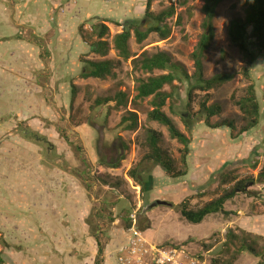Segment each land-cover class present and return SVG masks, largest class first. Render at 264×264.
I'll return each instance as SVG.
<instances>
[{"label":"rangeland","instance_id":"1","mask_svg":"<svg viewBox=\"0 0 264 264\" xmlns=\"http://www.w3.org/2000/svg\"><path fill=\"white\" fill-rule=\"evenodd\" d=\"M115 1H120L121 10L114 9V4L108 9V4ZM182 1L184 4L180 5ZM51 2V0H0V38L8 40L19 36L18 38L22 37L27 42L41 45L48 53L42 58L45 60L42 66L30 69L33 77L24 76L18 68V59L16 61V57L12 54L18 51L6 47L9 41L0 43V76L6 75L0 83V97H5L6 91L10 90L7 86L15 84L12 80H19L29 95L35 93L34 81L39 80L38 74L43 76L46 86L41 93H36L33 100L27 98L19 89L21 100L29 106V109L24 110L22 114L12 110L11 103L15 98L12 90L4 103L0 101V117L6 114L16 116V119H12L9 123L10 126L0 127L2 130L0 140H8L9 145L12 144L11 148L14 145L20 147L15 153V149L12 151L0 146V234L6 237L8 242L20 246V250L0 247L4 264H83L87 254L92 253L89 247L91 237L87 220L101 207L102 201L117 202L115 208L111 209L116 220L106 227L104 223L96 228L98 231L102 228L108 237V253L112 248L114 251L118 250L124 233L123 218L132 214L138 206L141 208L143 203L156 200L171 203L173 207L157 206L143 215L141 225L149 223V227L143 230V236L150 244L164 248H181L186 258L198 259L197 264L202 262L225 264L231 260H234L233 264H257L260 258L254 257L247 251L237 255L241 240L232 239V234L238 238H242L243 233L245 236L249 234L252 238L250 242L258 236L259 240H255L256 249L264 250V181L258 178L260 171L264 169V115L256 128L246 135L235 136L234 140L230 138L228 129L210 130L203 124L194 126L193 132L189 135L180 120V114L184 112L183 103L188 87V83L181 78L174 82V89L164 88L166 92L175 91L174 109L177 114L169 111V104L163 110L174 121L177 129L191 140L190 152L187 156V176L171 181L163 170L152 162H141L142 157L147 153L144 148L146 137L150 131H155L162 134L161 148L174 160L175 168L179 171L184 169L180 162L182 146L169 138L165 127L147 119V112L151 110L148 105L149 100L131 105L136 95L135 87L138 80L146 79L148 75L132 72L130 62L134 56L139 57L143 52L150 55L165 52L174 64L181 66L183 71L191 76L194 69L190 56L203 33L204 0L153 2L151 10L154 13L170 6L175 8L174 18L166 21L171 27L169 38L159 41L157 34H150L143 43L137 44L132 37L129 40V49L133 57L126 62L120 61L116 52L110 50L107 59L120 61L114 71L115 80L74 81L73 84L79 87V93L73 104L72 113L68 103L69 79L76 77L81 69L78 62L80 57L76 51L81 48V56L88 54V48L85 49L86 43L82 42L80 45L78 27L83 24L84 32L90 33L92 27L98 23L96 18L108 20L105 18L110 16L112 20L119 22L131 14L141 18L144 12V0H54L56 4H61L62 9L67 10L63 24L58 22L56 16L61 9L54 8ZM244 3L245 0H225L216 8L213 20L214 38L203 61L205 79L222 73L235 75L230 83L209 92L210 101L207 105L217 103L222 108L219 117L211 118V124L225 119L234 120L237 130L243 126V123L241 114L231 98L234 97L235 101L239 100L244 95L246 87L252 83L261 105V112L264 113V60L259 58L255 61L250 69L251 80H246L241 74L246 63L228 38L230 22L235 18L244 17ZM85 15L88 18L92 17L87 20L83 18ZM177 17L181 18L179 26L175 25ZM60 24L62 27H59ZM106 25L109 28L107 42L111 46L112 38L120 33L121 29L108 23ZM151 25V20H147L142 24V28L145 30ZM39 52L38 49L34 55L35 61ZM23 54L25 52L20 57L25 61L28 60V55ZM75 54L76 57H73ZM49 57H53L54 60L52 72L46 62ZM88 59L99 58L89 55ZM162 73L154 72L153 76ZM13 89L17 90V86H13ZM86 91L91 94V100L85 99ZM118 92L126 95V104L120 111H112L108 117L106 116L108 108L114 105L113 102L91 109L96 97L114 96ZM65 94H68V100L63 97L66 96ZM195 94L197 97L191 106L192 113L198 111L197 102L204 95L199 91ZM76 112H79V116L86 122L91 118L93 121L106 123L108 127L113 128L111 129L115 134L113 138L121 134V141L128 149L118 170L109 172L105 165L100 166L94 151L95 143L91 142L94 136H85L82 133L84 127L81 126L80 130L77 127L73 131L74 124L69 122V119ZM128 112L137 113L138 129L135 132H122L117 129L121 116L127 115ZM48 121L55 124L63 123L62 126L69 128V131L72 129L73 136L79 134L81 139L77 141L82 143V154L93 167V176H103L108 180L106 185L100 182L94 183L93 193L86 192L83 188L84 194L88 195L87 198L84 196L87 202L81 196L79 185H72L70 179V172L79 173L83 165L69 145L60 146L59 143L60 147L58 146L59 139L54 132L55 127L47 126ZM48 129L50 134L55 136L52 139L50 137V141L41 134ZM236 134L237 131L234 135ZM254 162H257L255 169L252 167ZM133 168L138 171L139 180L152 179L148 194L139 193L141 186L129 177L128 172ZM229 170H233L238 179H253V183L247 184L245 194H239L225 204L223 210L230 214L219 212L208 215L199 224H191L184 220L177 206L191 197L187 207L197 210L219 196L222 189L218 191L216 189L217 174ZM41 177L44 179L41 180ZM116 180L120 181L118 189H114L110 184ZM157 180L160 184L156 186ZM168 180L171 182L168 183ZM40 185H43L41 190ZM202 193L207 195L198 196ZM52 201L55 203L52 204ZM70 201H73L75 206L73 211L71 205H66V202ZM78 208L84 211L83 220L77 212ZM250 220H254L253 226L254 228L256 226L261 234L253 231L249 233L244 229L243 225L245 228L249 226ZM219 245H222V249L214 257H209L208 253ZM105 253L104 264H113L106 251Z\"/></svg>","mask_w":264,"mask_h":264},{"label":"trees","instance_id":"2","mask_svg":"<svg viewBox=\"0 0 264 264\" xmlns=\"http://www.w3.org/2000/svg\"><path fill=\"white\" fill-rule=\"evenodd\" d=\"M156 1L158 0H144V12L141 18H136L132 14L129 15L131 17L128 16L126 19L122 20V22L112 20L110 16H107L105 18L108 20L96 18V21H98V23L92 27L90 33L84 32L83 24L78 27L77 31L80 37V45L82 44V42L86 43L87 46L85 47V49L88 48V54L85 56H81V48L76 51L80 57L78 62L81 65V69L76 77L69 79V100L68 94H65L66 96L63 95V97L68 100L71 113L73 104L79 93V87L73 84L74 81H76L77 79H97L101 81H105L107 79L115 80L116 74L114 71L119 66V62H126L133 57L129 49V40L132 37L137 44L143 43L150 34H157L159 41H165L169 38L171 34V27L166 24V21L174 18L175 8L174 6H170L165 10L154 13L151 9L153 2ZM224 1L225 0H204V5L202 7V13L204 15V19L202 22L203 33L201 34L195 46V49L190 56L193 62L194 69V72L191 76H188L183 71L181 66L174 64L171 61L170 56L165 52H156L151 55L143 52L139 57L134 56L130 62L132 72L148 75L146 79L138 80V84L135 87L136 95L131 101V105H138L145 100H149L148 105L151 110L147 112V119L150 122H155L165 127L168 132L169 138L178 142L182 146V149L180 150V162L184 169L182 171H179L175 168L174 160L170 157L169 153L166 150H163L161 148L162 134L155 131H150L148 136L146 137L144 148L147 150V153L142 157L141 162H152L155 166L163 170L164 174L168 179H171V181L179 180L187 176V156L190 152L191 140L177 129L174 121L163 110L166 105L169 104V111L175 115L177 114V111H175L174 109L175 91L166 92L164 89L165 87H172V89H174V82L177 80H181V78L188 83L186 98L185 102L183 103L184 112L180 114V120L184 125L186 133L189 135L193 132L192 130L194 126L203 124L210 130H217L221 128L228 129L230 131V138L234 140L236 139L235 136L238 137L246 135L250 130L256 128L259 125L262 116L264 115V113L262 114L261 112V105L259 103V100L257 99L255 86L252 83L246 87L244 95L239 100L235 101L234 97L231 98L234 105L238 108L241 114V121L243 123V126L239 130H237L236 122L234 120L225 119L216 124L210 123L211 118L219 117L221 115L222 108L217 103L207 105L210 101L209 92L212 90H218L224 85L230 83L235 76L234 74L222 73L216 74L209 79H205L203 75V61L214 38L213 20L215 18L216 8ZM113 4L114 9L121 10L120 1H115L114 3L108 4V9H111L110 7ZM179 4L183 5L184 1L180 2ZM91 17L86 19L88 20ZM147 20H151L152 25L144 30L142 28V24ZM106 23L121 29L120 33L116 34L112 38L111 46L107 42V39L109 38V28ZM180 24L181 18L177 17L175 25L179 26ZM18 37H15L14 39H18ZM228 38L231 45L239 51L246 63V66L242 69L241 74L246 80H251L250 69L253 67L255 61L259 58L264 60V0H245L244 17L243 19L235 18L230 22L228 27ZM14 39L6 40L0 38V43L11 41ZM19 39L24 38L20 37ZM34 45H36L40 50L39 55H37L36 59L43 64L45 60H42V58L44 57V55H48L47 50L41 45ZM110 50H114L116 52L117 57L120 59V61L107 59ZM89 55H94L99 59H88ZM73 57H76V54L73 55ZM154 72L163 73L157 76H153ZM5 76L6 75L1 74L0 83L4 80ZM38 76V85L42 89H45V79H43V76L40 74H38ZM14 82L15 84L7 86L10 87V90L6 91V94L4 95L5 97H0V101L4 103L8 99L7 96H9L12 90L15 97L14 102L11 103V106L13 107L12 110L13 112L22 114L24 112V102L21 100L22 96L19 94V89L23 93L26 92V89L21 85V83L18 82V80H14ZM13 86H17V90L13 89ZM197 91L203 93L204 95L197 102L199 108L198 111L192 113L191 106L195 103V99L197 97V94H195V92ZM90 95L91 94L86 91L85 99L87 101L91 100ZM112 102L114 103V105L108 108V111L106 112L107 117L109 116L110 112L120 111L121 108L125 106L126 95L123 92H118L114 96L96 97L93 101L91 109L105 106ZM12 119H16V116L12 114L1 116L0 127L5 128L7 126H10L9 123ZM69 122L74 124L75 126H73V128H75L80 124L86 122V120L82 119L81 116H79V112H76L72 116H70ZM62 124L63 123L55 124L49 121L46 122L47 126L55 127L54 132L57 133L56 135L59 139L58 146L59 143L60 146L61 144H66L67 146L69 145L75 152V155L81 161L83 167L79 173L74 172V176L81 181L85 190H87L89 193H93L92 186L94 183L100 182L106 185L108 180H106L103 176H93V167L89 165L87 159L82 155V148L80 147L79 142L73 136L72 129L71 131H69V128L62 126ZM117 129L121 130L122 132H135L138 129L137 113L128 112L127 115L121 116L120 121L117 125ZM1 131L2 130L0 129V133ZM236 131L237 134L234 135ZM41 134L47 137V141H50V137L51 139L54 138L53 134H50V129ZM30 141L33 142L32 140ZM9 143L10 142L6 139L0 140V146L3 149H9L12 151L15 149V153L18 152V148L20 147L14 145L13 148H11L12 144L9 145ZM29 144L28 146H30ZM122 148L124 150L128 149L124 144H122ZM124 159L125 157L121 156L119 161H117L116 163H112L106 167L117 169L120 166L121 161H123ZM3 163L7 162L3 161ZM256 164L257 162L253 163V169L256 168ZM128 175L130 178L136 180L142 187V184L137 177L138 171L136 170V168L130 169ZM258 178L264 181V169L260 171ZM216 180L217 191L219 189H222V192L219 196L214 197L197 210H191L187 207L189 201L192 199L191 197L187 198L177 206V209L184 220L191 224H199L208 215L216 214L219 212H222L225 215H229L230 213H227L223 210L225 204L229 201H232L237 195L245 194L247 184L253 183V179H238V176L233 170L222 171L218 173ZM171 181L168 180L167 182L170 183ZM110 184L114 189H118L120 187L119 180L111 182ZM142 191L143 193H145V190L143 188ZM205 195L207 194L202 193L198 196L203 197ZM116 203L117 202L108 203L106 201H102L101 207L93 214H91L89 220H87V224L90 230V237H92V239L95 241L97 247L93 264H102L103 251L106 245H108L107 243L109 241L108 237L102 231V228L98 231L96 226H100L106 223V225L104 226L106 227L107 225L113 224L115 222L116 219L115 217H113L111 209L115 208ZM121 211L124 212L122 209ZM129 216L130 214L128 215V217L123 218L124 231L131 226ZM142 217L143 216L140 215L139 210V212L137 213V224L138 228L143 231L144 229L149 227V223L146 222L144 225H141ZM5 238L6 237L0 234V247L20 250V246L8 242ZM102 239H104V241H102ZM232 239L241 240V245L237 250V255L247 251L254 257L260 258L257 264H264V250L258 251L256 249L255 240H259L258 236L255 237V240L251 242L249 241L250 239H252L251 236L249 234L248 236H245L244 233L242 238H238L237 236L232 234ZM210 249H208V251H210ZM233 261L231 260L225 264H233ZM4 263L5 260L2 256V253L0 252V264Z\"/></svg>","mask_w":264,"mask_h":264},{"label":"crops","instance_id":"3","mask_svg":"<svg viewBox=\"0 0 264 264\" xmlns=\"http://www.w3.org/2000/svg\"><path fill=\"white\" fill-rule=\"evenodd\" d=\"M36 1V0H35ZM52 2H51V4H52V6L54 7V8H59V9H61V12H59L58 14H56V16H57V20H58V22L59 23H62L63 22V19H65L66 18V16H67V10L65 9H62L61 7H60V5H59V3L58 4H56V2H54V0H51ZM51 4H49V5H51ZM67 7V9H68V5L66 6ZM28 9V8H27ZM38 11V10H37ZM56 11V10H55ZM39 12V11H38ZM83 18H88V16L87 15H85V17H83ZM82 19H80V21H81ZM63 24V23H62ZM62 24H60V26L59 27H62L61 25ZM60 32H61V30L60 29H58ZM16 40V41H15ZM58 42H56V44H57ZM9 45H7L6 47L8 48V49H10V50H15V51H18L17 53H12V54H14V56L16 57V61H17V59H18V62H17V64H18V68L20 69V71H21V73L25 76V75H28V76H30V77H33V74H31V68L32 67H36V69L38 68V67H40V65L42 66V63H40V61L38 62L37 60V62L35 61V53H36V51L38 50L37 49V46L36 45H34V44H32V43H30V42H27V41H25L24 39H14V40H11V41H9V43H8ZM55 44V45H56ZM1 45V44H0ZM25 52V54H23V55H28V60H23L20 56H22V53H24ZM29 54H33V56H29ZM14 59V58H13ZM48 60L46 61L47 62V64H48V66H49V69H50V71L52 72V69H53V67H52V62H54V60H53V57H49V58H47ZM26 62H30L29 64H25ZM34 72V71H33ZM13 73V72H12ZM24 73H26V74H24ZM52 77H54V75L52 76ZM87 80H89V79H87ZM13 82H14V80H12ZM19 81V80H18ZM37 82V83H36ZM19 83H20V81H19ZM34 83H35V93L34 94H32V95H29V94H27L26 92H24V95L27 97V98H30V99H32L33 100V98L35 97V95H36V93H41V91H42V88L38 85L39 84V81H37V80H35L34 81ZM46 87V86H45ZM25 91V90H24ZM27 109H29V106H27L26 104H24V110H27ZM41 135V134H40ZM54 138H55V136H53ZM31 158H32V156H31ZM31 158H29L30 160H31ZM28 159V158H27ZM97 162V161H96ZM92 164H93V162H91ZM98 165V164H97ZM106 166H108V165H105V167ZM115 170H118V169H112V168H108V171L109 172H114ZM48 173H50V172H48ZM46 174H47V172H46ZM70 174H71V183H72V185L74 184V185H79V187L81 188V191L83 190V185H82V183H81V181L78 179V178H76L75 176H74V172H70ZM44 175V174H43ZM44 178L43 177H41V180H43ZM78 181H79V183L80 184H78ZM43 185H40L39 187H40V190L43 188L42 187ZM109 186V185H108ZM85 189V188H84ZM86 192H87V190H85ZM46 194V193H45ZM47 195V194H46ZM81 196H82V198L84 199V196L87 198V196L84 194V192L82 191V194H81ZM85 200V199H84ZM85 202H87L86 200H85ZM52 204H54L55 202L54 201H52L51 202ZM66 205L68 206V205H71V208H72V211L74 210V208H75V206H74V203H73V201H70V202H66ZM86 206H88V205H86ZM55 210L57 209V207H55L54 208ZM88 209V208H87ZM77 212L78 213H80V217H81V220H83L84 219V211L82 210H80V208H78V210H77ZM79 217V218H80ZM253 221L254 220H250V222H249V226H247L246 228H245V225H243V224H241V225H243L244 226V229L247 231V232H251V231H253V232H255V233H259V234H261L260 232H258V230L256 229V226H255V228H254V226L253 225H255L254 223H253ZM247 222V221H246ZM245 223V222H244ZM83 224V223H82ZM84 225V224H83ZM246 232V233H247ZM90 241V242H89ZM89 241L87 240V242H89V247H90V251H92V253H89V254H87V257L85 258V261H83V264H93L94 263V258H95V254H96V244H95V242L93 241V239H92V237L91 238H89ZM117 243H119V242H117ZM121 244V243H120ZM122 245H123V243H122ZM122 245H120V247L122 246ZM119 247V248H120ZM105 251L107 252V254H108V257L112 260V263L113 264H115V262H114V258H113V255H114V252H116V250L114 251L113 250V248H112V250H110L109 251V253H108V246L106 245V247L104 248V251H103V262H102V264H104L105 263V259H106V253H105ZM245 254V253H244ZM247 254V253H246ZM82 264V263H81Z\"/></svg>","mask_w":264,"mask_h":264},{"label":"built area","instance_id":"4","mask_svg":"<svg viewBox=\"0 0 264 264\" xmlns=\"http://www.w3.org/2000/svg\"><path fill=\"white\" fill-rule=\"evenodd\" d=\"M139 209L140 206L129 216L131 226L124 231L126 239L116 253L115 264H197L198 259L186 258L181 248L150 244L143 236V231L138 228Z\"/></svg>","mask_w":264,"mask_h":264},{"label":"flooded vegetation","instance_id":"5","mask_svg":"<svg viewBox=\"0 0 264 264\" xmlns=\"http://www.w3.org/2000/svg\"><path fill=\"white\" fill-rule=\"evenodd\" d=\"M73 126H75V125H72V128H73ZM81 126L85 128V130L82 132L85 136H87V137L94 136V138L91 140V142L94 141V143H95L94 151H95L96 157L98 158V162H99L100 166L110 165L112 163H116L117 160L120 159L121 156L126 157L127 150H124L122 148V144L125 145V143L121 141L122 140L121 134H118V135H116V137L113 138V136L115 135L113 132H111V129H113V128L108 127V125L106 123H99L97 121H93L91 118H88L87 122L85 124H80L78 126V128L77 127L73 128V131L76 128L80 130ZM86 126L88 127V129H86ZM79 130H77V131H79ZM74 137L76 138V140L81 139V136L77 133H76V135H74ZM79 144H80V147L82 148V151H83V147L81 146L82 143L79 142ZM54 146H56V145H54ZM137 177L139 179V175ZM139 181L142 184V187L140 188L139 193L143 192L142 191V188H143L145 190L144 192L148 194L149 193L148 187H149V184L150 185L152 184V179L147 178L146 181H142L140 179ZM159 184H160V182L157 180L156 186ZM145 193H143V194H145ZM146 197H148V196H146ZM141 208H142V206H141ZM141 208H140V210H141ZM125 239H126L125 233H123V237L121 238V242L124 243ZM122 243L120 245H122ZM117 251L118 250H116V252H114V255H113L114 259H115Z\"/></svg>","mask_w":264,"mask_h":264},{"label":"water","instance_id":"6","mask_svg":"<svg viewBox=\"0 0 264 264\" xmlns=\"http://www.w3.org/2000/svg\"><path fill=\"white\" fill-rule=\"evenodd\" d=\"M157 206H165V207L172 208L173 204L167 203L165 201H159V200L153 201V202L148 203V204L143 203L142 208L140 210V215L143 216L149 209L155 208ZM221 249H222V245H219L217 248H215L214 250L210 251L208 253V256L209 257H214Z\"/></svg>","mask_w":264,"mask_h":264}]
</instances>
